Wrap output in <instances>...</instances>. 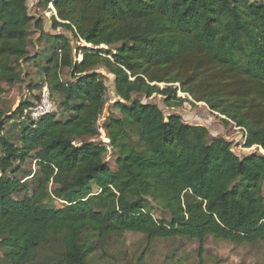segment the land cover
I'll return each instance as SVG.
<instances>
[{"label": "trees", "instance_id": "trees-1", "mask_svg": "<svg viewBox=\"0 0 264 264\" xmlns=\"http://www.w3.org/2000/svg\"><path fill=\"white\" fill-rule=\"evenodd\" d=\"M51 4L53 28L90 44L80 48L81 60L63 35H47L29 0H0V103L3 83L23 78L35 27L56 40L44 79L70 114L64 120L51 112L36 122L26 117L41 93L37 101L22 100L9 116L0 109L1 126L10 117L27 122L20 145L0 136V264H31L51 240L62 245L53 264H89L99 243L128 232L144 235L148 244L196 239L201 250L208 236L264 241V153L240 157L232 141L180 115L167 117L139 97L162 95L173 108L188 100L181 91L243 129L244 147L264 151V2H39L44 9ZM99 67L115 76L119 98V115L111 113L104 124L108 144L85 140L99 135L107 102L105 80L92 72ZM64 68L75 82L61 80ZM39 88L37 83L31 90ZM109 147L116 170L106 159ZM28 160L35 161L36 172L24 171ZM53 196L64 205L56 207ZM156 209L169 218L157 219Z\"/></svg>", "mask_w": 264, "mask_h": 264}, {"label": "rangeland", "instance_id": "rangeland-1", "mask_svg": "<svg viewBox=\"0 0 264 264\" xmlns=\"http://www.w3.org/2000/svg\"><path fill=\"white\" fill-rule=\"evenodd\" d=\"M264 2V0H254ZM40 0H29V11L35 19H42L47 35L54 36L61 34L67 38L73 46V57H80L82 47H91L85 41H79L66 28H53L52 15L53 11L50 8L44 9L39 6ZM46 34L41 35L40 30L35 27L30 29V61L27 65L22 61L23 78L13 85L3 83L5 93L3 94L0 109L7 112L6 116L11 115L22 100L30 99L33 102L37 101V95L41 93L45 84L44 70L48 66L49 57L56 53L58 45L53 37ZM104 47V46H103ZM106 48V47H104ZM101 73V78L105 80L107 86V102L104 112L98 121L99 135L94 138H85L96 142L109 143L104 124L107 117L113 113L117 114L118 109L114 103L119 99L116 94L115 76L110 74L104 67L92 71ZM61 80L66 83L76 81V76L69 68H64L60 72ZM39 84L41 88L33 89L35 84ZM165 84H160L164 86ZM30 87V88H29ZM53 101L56 104L55 114L57 118L67 119L70 114L65 112L60 105L63 96L56 91H52ZM179 96L188 97V100L181 106L169 108L164 103L162 95H154L149 99L140 95L144 102H152L159 105L167 117L172 114L180 115L184 121L190 124L204 125L210 130L213 137H224L233 143V151L240 157L248 156L252 153H264V151L256 146L251 148L244 147L245 132L235 124L226 122L223 116L213 112L205 103L192 100L190 96L183 92H178ZM10 112V113H9ZM27 125L24 119L19 117L9 118L4 120V126L0 125V136L9 137L13 142L20 145V133L22 127ZM80 140L75 144H80ZM1 149V148H0ZM0 150V157H1ZM107 162L113 170L117 169L116 153L112 147H109L107 153ZM27 173L36 172V163L33 160H28L23 166ZM24 178L23 174L20 176ZM36 182L30 184V190L33 189ZM50 191L53 192L55 186L50 184ZM93 191H99L97 186L93 187ZM53 203L56 207H62L63 201L53 196ZM153 215L157 219H168L169 216L163 210L156 209ZM62 245L54 240L45 244L37 254L36 260L31 264H53L59 257ZM3 250L0 247V260L3 258ZM143 264H264V241L255 243H238L217 239L213 236H208L204 243V248L201 250L200 242L196 239L187 237L177 238H159L153 243L148 244L147 238L139 233L128 232L121 237L110 236L101 244H98V252L90 259L89 264H137L140 260Z\"/></svg>", "mask_w": 264, "mask_h": 264}, {"label": "built area", "instance_id": "built-area-1", "mask_svg": "<svg viewBox=\"0 0 264 264\" xmlns=\"http://www.w3.org/2000/svg\"><path fill=\"white\" fill-rule=\"evenodd\" d=\"M53 13L56 14V11L53 5H50ZM82 57V54L80 55ZM81 60V58H80ZM56 109V104L52 99L51 92L49 86L45 84L40 94V100L36 102L34 105L28 107L25 112L26 117L30 118L32 121H38L41 117L51 112H54Z\"/></svg>", "mask_w": 264, "mask_h": 264}]
</instances>
